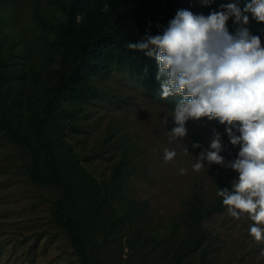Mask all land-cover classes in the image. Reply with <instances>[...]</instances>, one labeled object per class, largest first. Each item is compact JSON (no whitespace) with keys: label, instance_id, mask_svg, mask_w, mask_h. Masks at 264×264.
I'll return each instance as SVG.
<instances>
[{"label":"trees","instance_id":"trees-1","mask_svg":"<svg viewBox=\"0 0 264 264\" xmlns=\"http://www.w3.org/2000/svg\"><path fill=\"white\" fill-rule=\"evenodd\" d=\"M46 1L45 9L39 0L31 3L26 28L18 34L5 35L0 17V136L25 156L30 183L59 190L51 202V221L67 238L78 263L99 264L100 222L112 207H124L125 170L116 165L108 178L97 179L83 166L101 152V145L89 155L77 152L66 140L76 141L75 134L82 133L79 114L103 96L97 82L113 72L123 73L133 87L162 99L154 59L129 50L128 41L135 42L146 32L157 34L179 9L207 16L222 4L236 2L243 7L244 0ZM105 8L110 9L108 15H103ZM227 27L234 34L241 26L230 19ZM245 27L264 46V24L250 18ZM33 48L37 58L30 53ZM162 100L174 108L176 98ZM205 164L217 191L223 189L226 180L219 166ZM222 206L219 196L209 208L193 198L187 213L197 236L182 241L170 264H183L199 249L205 233L198 223ZM108 220L104 237L122 221L114 211Z\"/></svg>","mask_w":264,"mask_h":264},{"label":"rangeland","instance_id":"rangeland-1","mask_svg":"<svg viewBox=\"0 0 264 264\" xmlns=\"http://www.w3.org/2000/svg\"><path fill=\"white\" fill-rule=\"evenodd\" d=\"M33 1H0L5 35L26 28ZM47 4L39 0L41 8ZM30 53L37 58V49ZM97 83L103 96L83 107L78 120L82 133L75 134L76 141L66 140L77 152L89 155L101 145L96 157L83 162L97 179L108 178L116 165L125 170L124 207H112L100 222L99 264H170L182 241L197 236L187 213L193 198L205 208L217 204L208 167L204 164L194 171L192 166L221 129L209 120H189L186 136L173 140L168 134L175 126L172 113L161 100L133 87L121 72ZM195 126L196 130L189 129ZM218 126L225 130L224 125ZM199 133L204 148L200 151L192 141ZM231 147L223 143L220 154L226 157L234 150ZM165 149L176 152L170 162L163 159ZM25 161L21 150L0 136V264H79L67 238L51 221V202L59 190L30 183ZM181 169L187 171L181 175ZM113 211L122 221L104 237L102 229ZM251 223L246 215L230 216L226 206L210 211L198 223L205 233L199 249L183 264H264V239L257 241L249 235Z\"/></svg>","mask_w":264,"mask_h":264},{"label":"clouds","instance_id":"clouds-1","mask_svg":"<svg viewBox=\"0 0 264 264\" xmlns=\"http://www.w3.org/2000/svg\"><path fill=\"white\" fill-rule=\"evenodd\" d=\"M109 12L105 8L103 15ZM250 18L264 24V0H244L243 7L236 2L222 4L207 16L179 9L157 34L146 32L126 47L154 59L160 97L176 98L173 108L154 97L172 113L171 139L186 136L189 120H209L221 129L197 156L193 170L200 171L205 162L219 166L226 183L217 191L212 180L216 195L230 216H247L252 222L249 235L260 241L264 239V46L245 27ZM230 19L241 26L234 34L227 27ZM164 124H169L167 117ZM202 139L200 133L199 138L192 137L199 151L204 149ZM222 142L234 148L226 157L220 154ZM175 156V151L164 150L165 162ZM186 171L181 169L180 174Z\"/></svg>","mask_w":264,"mask_h":264}]
</instances>
